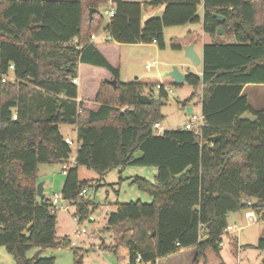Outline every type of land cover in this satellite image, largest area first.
Here are the masks:
<instances>
[{
  "label": "trees",
  "instance_id": "obj_1",
  "mask_svg": "<svg viewBox=\"0 0 264 264\" xmlns=\"http://www.w3.org/2000/svg\"><path fill=\"white\" fill-rule=\"evenodd\" d=\"M115 3L114 15L105 22L106 0H0V76H13L0 82V246L14 264H54L52 257L28 254L71 244L56 235L50 200L36 195L39 165L62 166L70 158L61 125L74 127L79 145L61 189L64 197L76 199L79 222L89 211V202L78 197L88 184L79 179V166L100 175L117 167H155L153 182L131 180L151 201L117 203L106 220L119 236L104 248L115 255L126 249L131 264L137 256L154 262L187 248L199 264L208 247L220 254L229 213L264 209V109L252 108L243 93L246 85H264V0ZM160 5L165 6L161 15L141 22L143 11ZM200 20L202 31L214 40L203 44L201 74L188 72L185 82L200 89L205 125L200 132L177 128L155 134L152 125L162 118L166 93L150 91V102L142 103L143 84L122 82L119 68L90 37L102 31L108 34L105 42L154 41L163 49L165 27ZM194 38L188 33L185 39ZM171 47L181 44L173 39ZM79 63L103 68L115 80L99 84L96 108L77 100L73 80ZM245 113L255 119L242 118ZM256 248L264 250V235Z\"/></svg>",
  "mask_w": 264,
  "mask_h": 264
},
{
  "label": "rangeland",
  "instance_id": "obj_2",
  "mask_svg": "<svg viewBox=\"0 0 264 264\" xmlns=\"http://www.w3.org/2000/svg\"><path fill=\"white\" fill-rule=\"evenodd\" d=\"M144 2L146 0H129ZM200 16L203 14L202 6L198 7ZM104 21H107L104 16ZM189 27L171 26L163 30L164 48L160 49L155 44H145L135 46L133 44H124L116 52L122 54L121 79L123 82L131 81L137 77L138 81L163 82L165 86L172 90L163 105L160 108L162 118L160 125L164 130L183 128V122L187 118L186 108L182 102L188 98L189 105L194 114L200 112L198 104L200 99V89L195 88L184 82L180 85L170 83V77L166 74L175 67L178 72L185 74L190 72L200 75V65H193L189 58L185 56L184 47L188 45L184 36L186 28L196 30L202 36V26L199 24L188 25ZM99 39L105 35L102 31L98 33ZM222 36V35H221ZM209 39V37L207 36ZM177 39L181 48L173 49L171 42ZM223 40H226L223 38ZM201 38L197 42L194 51L200 56ZM156 61V65L149 70L145 68V62ZM153 94L156 96L158 90L155 84L151 85ZM148 94L149 90H144ZM256 109H264V85L249 84L244 87L243 92ZM124 108V107H123ZM64 137L73 141L70 146V158H73L76 152L77 136L76 131L71 125H61L59 128ZM139 156V154L137 155ZM156 169L153 166H126L117 167L100 175L84 166H79L78 177L81 181H87L86 194L84 200L89 202L88 215L79 222L75 217V206L69 211L56 212V235L57 237H67L74 245L53 246L42 249L40 257L54 258V264H126L127 256L123 255L124 248L118 250L115 255L104 246L110 247L118 241V228H107L106 220L111 211L115 210L117 203L130 201H141L149 203L151 196L145 191L140 190L134 183H131L133 177H142L150 182L154 181ZM64 174L61 172V165L57 163L40 164L38 167V182L44 183L43 194L45 198L51 200L53 196L61 193ZM232 214V213H231ZM239 218L237 225H244L239 232L237 242L229 236L222 237V246L220 254L217 255L214 250L208 247L205 250V258L198 260L199 264L204 261L207 264H263L264 250L256 248L259 237L264 235L263 227L260 223L247 224L240 213H233ZM233 218H229L232 224ZM85 229L86 234L76 236L75 230ZM36 250H31L29 256H34ZM178 254V253H176ZM174 254V255H176ZM171 255V256H174ZM185 255V254H184ZM184 264H195L194 250H189L184 256ZM79 259L81 261L79 262ZM173 259V258H172ZM181 261V260H180ZM0 264H14L12 255H10L3 246H0ZM160 264H172L168 259H160Z\"/></svg>",
  "mask_w": 264,
  "mask_h": 264
},
{
  "label": "crops",
  "instance_id": "obj_3",
  "mask_svg": "<svg viewBox=\"0 0 264 264\" xmlns=\"http://www.w3.org/2000/svg\"><path fill=\"white\" fill-rule=\"evenodd\" d=\"M164 7H165L164 5H160V6L155 7V8L146 9L145 11H143L141 22L143 23L148 18L161 15L163 10H164ZM201 17L202 16H200V18ZM197 24H199L200 27H201L202 26L201 20ZM188 25L191 26L193 24L183 25L182 27H189ZM188 33H192V34L195 35L194 40L191 42V43L194 44L193 45V49H195V46H196V44H197V42L199 40H200V44H201V38H202L203 43H202V45H200V56L198 55L200 57V59H202V47H203V44L206 43V42H211L212 40H214V38L209 36V35H207V34H205L203 31H202V36H201V34L197 33L196 30H192V29L186 28L184 36L186 37ZM207 36L209 37V39L207 38ZM105 40H106L105 36L102 39H99V35L97 34L95 39H93L92 41L94 42L96 48L102 53V55L113 66L119 68V76H120V80L122 81V79H121V68H122L121 56H122V54L117 55L116 52H118L121 49V47H123L124 44H119V43H116V42L109 43V42H105ZM151 44L155 45V43H151ZM188 44H190V43H188ZM133 45L141 46V45H145V44L136 43V44H133ZM199 65L201 66V70H202V62ZM201 70H200L199 74H201ZM110 78H111V76H110L109 72L106 71L103 68L79 63L78 64V75H77V80H78V83H77V86H78L77 100H83L86 103L87 106L92 107V108H96L97 104H95L93 102V98H94V96L96 94V91H97V89L99 87V84L102 81H104V80H109ZM128 80H131V81H135L136 80V81H138L139 79L137 77H134L133 79H128ZM126 82H130V81H126ZM138 82L143 84V89L144 90H149V91H152L151 85H153V84L156 85L157 83H160V81L159 82H155V83H153L152 81H138ZM161 83H163V82H161ZM170 83L173 84V80L172 79L170 80ZM243 92H244V89H243ZM185 108L188 110L187 114L192 112V108L190 107L189 103L185 106ZM252 108H254V107L252 106ZM42 184H43V188H42V192H43L44 191V183H42ZM233 213H240V217H242V219H244L243 212H233ZM233 213L232 214L229 213V215H228V223L229 224L231 223L229 221V218L235 217L233 222H232V224H236L237 225V222H239V218H238V216H236ZM237 226L241 227V230L244 228V225H237ZM239 232L238 233L226 234L225 236L232 237V239H234L237 242V245H238ZM124 250L125 251L123 252V255L127 256V250L126 249H124ZM189 250H193V249H191V248L182 249L180 252H178V254H176L174 256L165 257V258L168 259L172 264H184L183 260L186 261V258H184V256L186 255V253ZM194 259H195V257H194ZM127 262H128V257H127V260H126V264H127ZM156 264H160V260H157Z\"/></svg>",
  "mask_w": 264,
  "mask_h": 264
},
{
  "label": "built area",
  "instance_id": "obj_4",
  "mask_svg": "<svg viewBox=\"0 0 264 264\" xmlns=\"http://www.w3.org/2000/svg\"><path fill=\"white\" fill-rule=\"evenodd\" d=\"M115 7H116V3L115 0H106V4L103 7V14L106 16L107 21H110V18L114 15V11H115ZM105 37H108V34H105ZM96 35H91V39H95ZM154 43V41H153ZM156 65V61H150V62H146L145 63V68L147 70H149L151 67ZM13 69V65L10 64L9 65V70L12 71ZM7 80H13V76L11 74V72H9L8 74H4L2 76H0V82L4 83ZM74 83H78L77 78H75L73 80ZM156 89L159 91L160 89H163V91L166 93L167 98L169 96L170 93H172V90L165 86L164 83H157L155 85ZM122 109H126V107L122 108ZM16 116L13 115V118H15ZM205 125L204 122V118L203 115L201 114V112H199L198 114H194V113H189L187 115L186 120L183 122V128L189 131H194V132H200L201 128ZM152 130L155 134H162L164 129L161 127L159 122H154L152 125ZM65 142L67 143L68 146H72L74 143L72 140H70L69 138L65 137ZM79 145L78 143L76 144V148H78ZM74 157L73 158H69L68 163L63 164L61 166V172L63 174H66L67 170L70 168V166H72L74 164ZM86 189H82L79 193H78V197H84L86 194ZM76 199L74 198H67L64 197L61 193L59 195H55L53 196V198L50 200V210L51 212L56 213L57 211H69L70 208H72L75 204ZM250 203V201L248 202V204ZM243 217L246 221L247 224H253V223H260L263 227V231H264V209L261 210L260 212H256L253 209H246L245 211H243ZM241 230V227L237 226L236 224H228L226 225V227L223 230V233L221 235V237L225 236L226 234H231V233H238ZM86 234L85 229H80V230H75V235L76 236H83ZM75 242L72 241L71 245H74ZM220 246H222V242L220 244ZM157 260L153 261H142L140 256H137L135 258L134 264H156ZM127 264H131L129 263V261L127 262Z\"/></svg>",
  "mask_w": 264,
  "mask_h": 264
},
{
  "label": "water",
  "instance_id": "obj_5",
  "mask_svg": "<svg viewBox=\"0 0 264 264\" xmlns=\"http://www.w3.org/2000/svg\"><path fill=\"white\" fill-rule=\"evenodd\" d=\"M93 11H94V9H92V8L89 10V14H88L89 15V19H91ZM215 16H216V18H217V20L219 22L223 21V17H221L220 15L216 14ZM217 33H218V35H223L224 31H223L222 28H218L217 29ZM193 45H194L193 43H190V44H188L187 46L184 47L185 56L190 59V61L192 62L193 65H199L202 62V59H200V57L194 51ZM166 75L173 80V84L174 85H180V84L185 82V74H182V73L178 72V70L175 67H173V69L171 71H169ZM109 82L114 84L115 80H112V81L109 80ZM138 99L142 103H149L150 102V98L146 94H138ZM186 112L188 113L187 109H186ZM241 117L245 118V119H250V120H254L255 119V116H253V115H251L249 113H245ZM213 139H216V137L213 138ZM42 188H43V184L41 182H38L37 185H36V195L39 198H44V194L42 192ZM38 254H39V251L35 252L33 257L37 258ZM80 261H81V259H79V262Z\"/></svg>",
  "mask_w": 264,
  "mask_h": 264
}]
</instances>
